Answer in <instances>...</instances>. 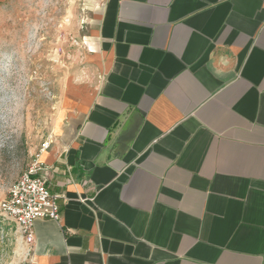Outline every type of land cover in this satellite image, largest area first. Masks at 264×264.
I'll return each instance as SVG.
<instances>
[{
  "label": "crops",
  "instance_id": "crops-1",
  "mask_svg": "<svg viewBox=\"0 0 264 264\" xmlns=\"http://www.w3.org/2000/svg\"><path fill=\"white\" fill-rule=\"evenodd\" d=\"M105 71L39 160L31 264H264V0H102ZM27 247V249H26Z\"/></svg>",
  "mask_w": 264,
  "mask_h": 264
},
{
  "label": "rangeland",
  "instance_id": "rangeland-1",
  "mask_svg": "<svg viewBox=\"0 0 264 264\" xmlns=\"http://www.w3.org/2000/svg\"><path fill=\"white\" fill-rule=\"evenodd\" d=\"M101 3L0 0V201L104 73ZM17 235L0 215V264H31Z\"/></svg>",
  "mask_w": 264,
  "mask_h": 264
},
{
  "label": "built area",
  "instance_id": "built-area-1",
  "mask_svg": "<svg viewBox=\"0 0 264 264\" xmlns=\"http://www.w3.org/2000/svg\"><path fill=\"white\" fill-rule=\"evenodd\" d=\"M52 137L42 143L30 167L26 169L9 188L0 201V215L12 223L20 240L29 244L33 240L32 224L35 219L60 218L58 200L60 196L51 193L47 181L40 173L46 166L39 160L47 150ZM28 254V251H27Z\"/></svg>",
  "mask_w": 264,
  "mask_h": 264
}]
</instances>
